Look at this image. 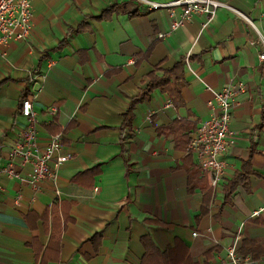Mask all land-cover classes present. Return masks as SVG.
<instances>
[{
	"label": "crops",
	"instance_id": "crops-1",
	"mask_svg": "<svg viewBox=\"0 0 264 264\" xmlns=\"http://www.w3.org/2000/svg\"><path fill=\"white\" fill-rule=\"evenodd\" d=\"M228 1L264 35V0ZM30 6V36L0 46V264H231L235 240L241 264H264V61L253 29L219 10L170 31L167 11L137 0ZM236 83L245 92L214 190L188 143L216 113L212 93ZM25 99L38 148L59 134L70 156L36 185L18 158V177L1 172L28 125Z\"/></svg>",
	"mask_w": 264,
	"mask_h": 264
},
{
	"label": "built area",
	"instance_id": "built-area-1",
	"mask_svg": "<svg viewBox=\"0 0 264 264\" xmlns=\"http://www.w3.org/2000/svg\"><path fill=\"white\" fill-rule=\"evenodd\" d=\"M146 5L149 10L162 9L167 11L171 17L169 29L174 31L183 27L186 21L193 16L202 15L206 18V23L213 20L216 12L219 10H228L231 13L242 18L254 31L256 40L252 44H259L261 51L258 54L259 60L264 61V35L258 28H255L252 21L243 13L236 10L228 0H165L163 2H152L150 0H137ZM32 0H0V46L7 45L12 40H26L30 36L32 30ZM176 10L179 15L176 16ZM167 34L159 33L158 38L162 39ZM188 54L185 56V64L189 67ZM245 86L242 83L229 84L220 91L212 93L213 102L209 105L216 109V113L196 128L195 134L188 143V151L194 153L202 172L209 175V186L216 190L219 181L223 178L225 162L220 155L233 142L229 123L231 119V110L237 104V98L244 94ZM21 116L27 119L28 125L21 131L20 141L15 142L11 148L10 160L1 172L9 177H18L13 171L12 162L19 159L22 165L28 164L32 166V173L29 183L36 185L45 178L52 176L49 169V162L59 167L62 163L68 161L70 156L63 154L61 136L55 135L48 139L46 146L39 149L37 145L36 126L34 121V113L32 111L31 102L28 99L22 100L20 103ZM49 113L53 116L56 109L52 108ZM254 214H257L255 212ZM197 234L194 232L193 236ZM237 240L234 245L226 250L225 262L231 264H241V259L237 254Z\"/></svg>",
	"mask_w": 264,
	"mask_h": 264
}]
</instances>
